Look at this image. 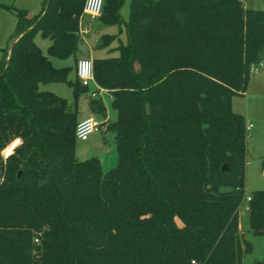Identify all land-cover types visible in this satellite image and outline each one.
<instances>
[{
	"label": "trees",
	"instance_id": "trees-1",
	"mask_svg": "<svg viewBox=\"0 0 264 264\" xmlns=\"http://www.w3.org/2000/svg\"><path fill=\"white\" fill-rule=\"evenodd\" d=\"M84 2L43 0L32 17L11 8L0 150L21 144L0 166V264H241L252 251L239 232L247 135L232 99L264 59V11L240 0H130L117 56L92 60L115 111L116 164L103 171L98 158L75 156L76 107L39 89L65 83L75 100L88 92L49 60L78 53ZM121 4L104 0L100 24L119 25ZM88 108L105 119L100 99ZM246 207L248 231L264 237V190Z\"/></svg>",
	"mask_w": 264,
	"mask_h": 264
},
{
	"label": "rangeland",
	"instance_id": "rangeland-1",
	"mask_svg": "<svg viewBox=\"0 0 264 264\" xmlns=\"http://www.w3.org/2000/svg\"><path fill=\"white\" fill-rule=\"evenodd\" d=\"M40 1L41 0H0V62L5 59V54L7 53L8 49L10 48L13 38V32L15 31L16 24H17V17L14 14L11 8H18L24 9L27 13L28 17H32L36 15V13L40 9ZM244 3L245 8L249 10H263L264 11V0H240ZM34 3V4H33ZM129 3L130 0H122V4L119 8L118 14L121 20L119 25H110L105 26L100 24L97 18H91L88 15H84L82 17V30L85 31L83 36V43L79 45V51L75 57L71 56L64 60L65 66L70 67V72L68 74V80L71 82L75 81V63L80 58H88L93 60L94 58H106V57H115L117 56V51L115 47L118 43H124L126 39L124 22L127 20L129 15ZM34 5V6H33ZM8 7V8H7ZM26 7V8H24ZM79 35L81 36L80 30ZM107 35L113 37L108 45L103 48H96L98 40L101 36ZM34 42L38 46V48L42 51L44 55H48V47H49V40L47 38L42 37L40 34H36L34 36ZM55 67V66H54ZM253 74V72H252ZM55 89H58L57 92H53L52 90H46L43 84H39V89L41 91H49L56 94L59 97L64 98L71 106L76 107V116L79 118L87 115V107L90 97L91 89L94 88V84H92L88 88V92L86 94L80 95L76 100L74 99L72 89L69 87L68 84L62 83L57 86L56 83L52 85ZM106 93L101 94L100 100L105 104H107V97ZM237 97H233L232 101L234 100V105L232 110L236 113L239 111L237 109ZM240 105L242 101L240 100ZM76 105V106H75ZM108 110H111L112 114L113 111L110 109L109 106ZM239 113V112H238ZM93 117L101 120L100 116L92 114ZM83 119V118H82ZM114 121L111 119L110 122ZM109 123V122H107ZM109 126V125H108ZM109 129V127H107ZM97 136L105 138L109 136L108 141L105 143H99L98 145L106 150H112L111 155L114 156V161L111 166L107 168V164L104 162L102 165L104 168L106 167L108 171L116 164V153L114 150V145L112 142L111 133L108 131L107 135L103 134H94L91 135L86 142H80L76 140L75 142V156L78 160L83 161L91 157H98L99 159H103V155L101 151L103 149L95 150L94 152L90 153V149H94L93 147H99L98 145H93V140ZM17 138V137H16ZM15 139V138H14ZM256 147V146H255ZM258 147V146H257ZM100 153V154H98ZM263 154V153H262ZM258 149H249V156H248V164L245 166V176H244V195L239 206V232L241 236L249 240L252 243V251L251 253L245 255L242 259L241 264H250V262L254 259H259L264 261V237L263 236H253L248 231V224H247V217H246V204L247 200L251 197V195L256 191L264 190V170L261 168L260 159L262 155ZM0 166L2 169H5V159L1 156L0 150ZM105 168V169H106ZM0 181L2 178L0 177ZM177 226L181 227V222L176 219Z\"/></svg>",
	"mask_w": 264,
	"mask_h": 264
},
{
	"label": "crops",
	"instance_id": "crops-1",
	"mask_svg": "<svg viewBox=\"0 0 264 264\" xmlns=\"http://www.w3.org/2000/svg\"><path fill=\"white\" fill-rule=\"evenodd\" d=\"M43 0L40 1V8H41V3ZM34 4V3H33ZM243 6L245 7L244 3L242 2ZM34 6V5H33ZM26 8V7H24ZM24 10V9H22ZM25 11V10H24ZM40 11V9H39ZM38 11V12H39ZM37 12V13H38ZM36 13V14H37ZM86 15L83 13V15L80 18L79 21V30L81 33V39L83 40V36L82 34L85 32L82 30V17ZM83 43V41H82ZM49 45H50V41H49ZM8 52V51H7ZM49 60L51 61V64L53 66H55L56 68H62V67H67L65 66L64 60L58 59V58H54V57H49ZM75 75V72H74ZM53 83H48V84H43L45 86L46 90H52L53 92H57L58 89H55L54 86H48V85H52ZM60 84H57V86ZM95 89L92 88L91 90ZM107 104L103 103L104 107H105V111H106V116H105V120H107V122H110L111 119H115V111H113V114L111 112V110H108V107L111 108L110 106V97L107 94ZM238 102H237V109L239 111H237L236 113L240 114L243 116L244 121H245V127L246 126H250L247 130H246V135H247V139H246V145H247V152H246V164H248V156H249V149L251 146V149H258L259 147V151L260 153L264 154V59L263 61L260 63V65L258 66L257 71L253 72V74H251V77L248 81L247 87L245 92L241 95V96H236ZM101 95L98 98H94V99H100ZM93 99V98H92ZM240 100L242 101L241 105H240ZM234 105V100L232 101V108ZM88 116H92L91 111L89 110V108L87 107V115L83 116L81 118H79V120H81L82 118L88 117ZM112 137V136H110ZM109 136L102 138L100 136H97L96 138H94L93 145H98L99 143L102 142H106L108 141ZM88 141V140H87ZM99 146V145H98ZM256 146V147H255ZM258 146V147H257ZM94 149H90V153L94 152L95 150L98 149H103L101 151V154L104 156L103 159H99L101 166L104 165V162L107 164V168L108 166L110 167L111 164L114 161V156L111 155L112 150L109 149H105L102 147H93ZM100 154V153H98ZM262 154V155H263ZM261 155V157H262ZM245 164V166H246ZM106 168V167H105ZM102 166L103 171L107 170V168L105 169Z\"/></svg>",
	"mask_w": 264,
	"mask_h": 264
},
{
	"label": "built area",
	"instance_id": "built-area-1",
	"mask_svg": "<svg viewBox=\"0 0 264 264\" xmlns=\"http://www.w3.org/2000/svg\"><path fill=\"white\" fill-rule=\"evenodd\" d=\"M103 3L104 0H85L83 13L91 18H98L101 14ZM257 69L258 66L253 67L252 72L257 71ZM75 75L81 86L87 89L94 84L95 89L91 90L89 94L91 98H98L102 93L108 94L106 90L98 87L94 82L92 60L85 57L78 59L75 66ZM107 127L108 123L105 119L99 120L93 116L85 117L79 120L75 126V139L80 142H86L91 135H107ZM249 127L250 126H246V130ZM20 144L21 140L19 138L10 140L1 150L2 158L6 159L9 157Z\"/></svg>",
	"mask_w": 264,
	"mask_h": 264
},
{
	"label": "water",
	"instance_id": "water-1",
	"mask_svg": "<svg viewBox=\"0 0 264 264\" xmlns=\"http://www.w3.org/2000/svg\"><path fill=\"white\" fill-rule=\"evenodd\" d=\"M222 170H226V167L225 166H222L221 168ZM19 173L17 174V177H18Z\"/></svg>",
	"mask_w": 264,
	"mask_h": 264
},
{
	"label": "bare ground",
	"instance_id": "bare-ground-1",
	"mask_svg": "<svg viewBox=\"0 0 264 264\" xmlns=\"http://www.w3.org/2000/svg\"><path fill=\"white\" fill-rule=\"evenodd\" d=\"M15 147H16V146H15ZM15 147H14V148H15ZM14 148H13V149H14Z\"/></svg>",
	"mask_w": 264,
	"mask_h": 264
}]
</instances>
